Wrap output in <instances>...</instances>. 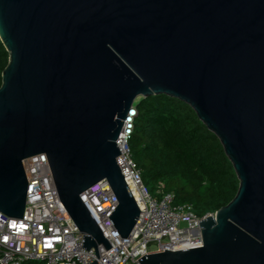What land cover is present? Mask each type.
<instances>
[{
    "label": "water",
    "instance_id": "obj_1",
    "mask_svg": "<svg viewBox=\"0 0 264 264\" xmlns=\"http://www.w3.org/2000/svg\"><path fill=\"white\" fill-rule=\"evenodd\" d=\"M0 43V213L21 219L22 161L43 153L98 260L110 246L79 194L105 181L108 218L129 236L139 210L116 140L136 99L164 95L216 136L238 188L197 223L202 245L137 261L264 264V0H0Z\"/></svg>",
    "mask_w": 264,
    "mask_h": 264
},
{
    "label": "built area",
    "instance_id": "obj_2",
    "mask_svg": "<svg viewBox=\"0 0 264 264\" xmlns=\"http://www.w3.org/2000/svg\"><path fill=\"white\" fill-rule=\"evenodd\" d=\"M135 105L127 113L116 140L119 155L116 165L128 187L139 216L125 239L120 238L108 216L117 200L105 181H99L79 194V199L96 223L110 248H82L83 235L78 231L56 193L45 154L22 161L26 178V199L21 219L0 213V264H140L143 255L164 250H187L202 245L197 223L213 213L197 216L188 203L174 202L163 185L153 196L145 188L129 152Z\"/></svg>",
    "mask_w": 264,
    "mask_h": 264
},
{
    "label": "trees",
    "instance_id": "obj_3",
    "mask_svg": "<svg viewBox=\"0 0 264 264\" xmlns=\"http://www.w3.org/2000/svg\"><path fill=\"white\" fill-rule=\"evenodd\" d=\"M7 59L0 43V84ZM135 108L128 146L149 193L161 183L176 204H190L197 216L215 212L234 197L238 180L232 165L189 106L158 95L139 98Z\"/></svg>",
    "mask_w": 264,
    "mask_h": 264
},
{
    "label": "rangeland",
    "instance_id": "obj_4",
    "mask_svg": "<svg viewBox=\"0 0 264 264\" xmlns=\"http://www.w3.org/2000/svg\"><path fill=\"white\" fill-rule=\"evenodd\" d=\"M138 100H139V98H138V99H136L135 103H136ZM150 194H152L153 196H158V194L155 192V190H154V192H153V193H151V192H150Z\"/></svg>",
    "mask_w": 264,
    "mask_h": 264
}]
</instances>
